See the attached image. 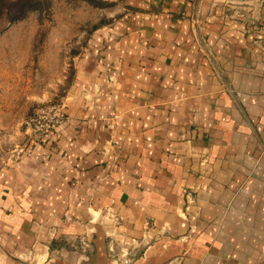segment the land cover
I'll return each instance as SVG.
<instances>
[{
    "label": "crops",
    "instance_id": "0c3cea01",
    "mask_svg": "<svg viewBox=\"0 0 264 264\" xmlns=\"http://www.w3.org/2000/svg\"><path fill=\"white\" fill-rule=\"evenodd\" d=\"M122 1L0 162V264H264V0Z\"/></svg>",
    "mask_w": 264,
    "mask_h": 264
},
{
    "label": "rangeland",
    "instance_id": "374dc122",
    "mask_svg": "<svg viewBox=\"0 0 264 264\" xmlns=\"http://www.w3.org/2000/svg\"><path fill=\"white\" fill-rule=\"evenodd\" d=\"M39 1L15 19L17 0H0V162L26 141L27 116L62 100L91 34L125 10L122 0Z\"/></svg>",
    "mask_w": 264,
    "mask_h": 264
},
{
    "label": "built area",
    "instance_id": "2783aa9c",
    "mask_svg": "<svg viewBox=\"0 0 264 264\" xmlns=\"http://www.w3.org/2000/svg\"><path fill=\"white\" fill-rule=\"evenodd\" d=\"M62 108L61 101H49L37 106L23 123L27 139L55 135L58 126L64 119Z\"/></svg>",
    "mask_w": 264,
    "mask_h": 264
},
{
    "label": "trees",
    "instance_id": "16d2710c",
    "mask_svg": "<svg viewBox=\"0 0 264 264\" xmlns=\"http://www.w3.org/2000/svg\"><path fill=\"white\" fill-rule=\"evenodd\" d=\"M39 2V0H17L18 11L16 15H14V18H22L27 11L35 9V6H37Z\"/></svg>",
    "mask_w": 264,
    "mask_h": 264
}]
</instances>
